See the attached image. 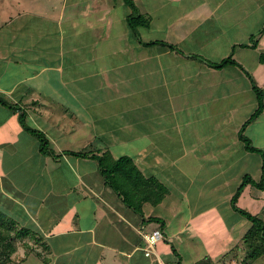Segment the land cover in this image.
Masks as SVG:
<instances>
[{"label": "crops", "instance_id": "crops-1", "mask_svg": "<svg viewBox=\"0 0 264 264\" xmlns=\"http://www.w3.org/2000/svg\"><path fill=\"white\" fill-rule=\"evenodd\" d=\"M66 1L60 0L51 10L41 9V5L32 8V5L31 11H25L29 14L35 12L39 14L38 18L41 16L40 19L51 21L54 25L51 31L44 28L39 33L29 32L23 23L13 26L16 13H12L15 11L12 8L0 15L6 18L0 20V93L10 95L12 102L24 109L44 108V103L48 102L39 100L42 97L38 91L43 79L42 83L38 79L46 70L54 71L56 77L51 81L52 88L58 89L63 85L71 95L69 102L62 106L64 113L73 115L71 122L75 121L69 134L73 137V144L79 139L83 147L61 151L62 143L57 144L55 136L45 132L51 146L59 153L57 157L42 154L39 148H35L33 138H29L31 147L34 146L33 150L29 149L31 152L27 147L24 150L23 145V149L2 151L0 162H5L3 157L7 156L15 163L24 161L27 165L17 164L22 172L32 165L31 170L37 171L45 191L42 186L36 188L31 182L28 185L23 183L21 188L15 182L16 172L5 171L2 164L0 205L3 207L0 208L16 218L15 214L21 216L22 222L28 216L34 217V214L44 211L40 213L44 222H34L42 232L49 234V243L59 261H68V264H116L111 259L121 260L123 264L225 263L217 255L218 250H211V246L203 254L206 257L210 255V262L202 258L200 241L195 245L191 240L196 236L193 229L188 228L191 226L190 214L186 216L180 211V216L177 212L168 218L164 211L154 214L152 206L148 205L146 210L143 207V218L124 205L105 184L97 165L91 173L82 171L78 176L87 192H78L70 197L73 183L69 182L67 174L73 170L71 164H81L80 161L87 156L74 155L69 151L94 147L96 151L108 149L112 152V147L132 145L131 156L145 175L157 177L168 188V193L159 203L161 207H170L165 203L166 197L172 193V187L176 188L175 184L183 191L179 197H185L176 199L189 208L201 205L200 194L206 191L203 186L208 183H211L210 191L215 194L227 188L231 189L229 193L225 190L227 195L236 192L240 184L238 180L228 181L235 175L236 158L240 160L242 173L238 168L237 172L244 177L245 163L249 164L260 151L248 147L240 138V131L243 122L259 105L258 101L247 105L243 99L244 90L254 88L253 77L260 86L264 85V62L260 59L264 52V0H135L139 12L151 19L149 26H139L136 34L128 22V14L121 24L113 14L122 0H71L73 7L84 6L80 11L81 17L70 15V9L65 12ZM80 18L88 23L80 22ZM65 20L70 27L66 41ZM243 31L246 32L244 37L241 36L243 33L240 35ZM257 33H261L258 39ZM254 37L258 40L256 47L250 46ZM142 40H163L176 48L160 43L146 45ZM231 54L242 66L227 64L215 67L210 63ZM60 55L62 58L58 59L57 65L53 64V57L59 58ZM250 65L263 75L259 78ZM123 66L124 73L118 71ZM51 74L45 77H54ZM18 88L20 92L16 93ZM238 93L242 98L236 103L234 97ZM254 93L256 95L255 90ZM38 111L41 116L45 111L48 114L47 110ZM12 113L15 115V111ZM262 114V117L260 114L254 119L256 123H248V127L250 124L253 126L245 129L244 133L252 145L264 151ZM208 120L213 127L207 125ZM258 121L261 123L257 124ZM5 122L6 117H1L0 143L7 141L9 144L11 137L5 138L1 131ZM86 123L92 130L86 129ZM81 127L84 128L82 134ZM20 156L25 158L20 159ZM60 156L63 157L61 160ZM195 163L197 171L203 169L207 176L201 180L199 188L193 189L197 182L194 178L197 177H183L191 176L187 172L188 165ZM52 164L53 168L49 166ZM174 170L181 171V178L174 174ZM28 177L23 175V179ZM176 179L178 183L174 182ZM248 186L254 188H249L248 192ZM15 190L18 193L13 195ZM246 193L259 200L264 199V189L253 184L245 186L240 195L243 200ZM88 196H94L90 203L93 216L86 222L83 205L78 204L85 203ZM208 204L219 206L214 202ZM225 204L229 206L226 195ZM228 212L219 219L220 224L226 220ZM150 216L162 218L164 224L145 220ZM178 218L181 222L171 223L172 219ZM151 222L157 225L150 227ZM168 225L178 228L169 229ZM154 229L162 231L163 239L158 241L151 255H146L143 233ZM185 231L184 238L194 245L190 254L182 252L173 240L177 233ZM228 235L229 230L225 238H230ZM215 238L219 240V237ZM167 241L176 246L178 254L170 250ZM233 261L232 264H236Z\"/></svg>", "mask_w": 264, "mask_h": 264}, {"label": "rangeland", "instance_id": "rangeland-1", "mask_svg": "<svg viewBox=\"0 0 264 264\" xmlns=\"http://www.w3.org/2000/svg\"><path fill=\"white\" fill-rule=\"evenodd\" d=\"M59 1L60 0H52V2L48 1V0H0V15L4 12V10L10 11L12 8V10H15L12 13H16L15 14L16 17H14V22L12 23L13 26H15L17 24L20 26L21 23H23L28 28L29 32L38 31V33H39V32H42V30L44 28H45V30L51 31L54 27V25L51 21L40 19L41 16H39V18H38L37 15H39V14H37L35 12L34 13L31 12L32 14H29V12H25V11L28 9H30V11H31L30 7L32 5H33L32 8L37 7V5H41V9L44 7V9H46V10L47 9L51 10L52 8H55V5ZM71 4H72L71 0L66 1V3L64 4L65 12H67L70 9L69 10L70 15L71 14H72V16L82 15L80 13V11H81V9L84 8V6L81 8L80 7H73ZM32 10H35V9H32ZM115 10L116 11H113V14H116V17L118 19L117 22L120 24H121V20L123 18H126L127 14H129L131 12L130 7L127 4H125L124 0H122L121 5L118 4L116 6ZM2 18L6 19L5 17H0V20ZM94 20L95 19H93V21ZM79 21L82 23L83 22L88 23L87 20L81 19V18L79 19ZM67 23L68 22L65 20V25H63L64 34H66L65 41H66V37L69 36L68 30H70L69 24H67ZM118 27H120V26H118ZM40 34H42V33H40ZM258 34L259 33L256 34L257 39L261 35V33H260V35H258ZM240 35L242 37H244L246 35V32L243 31L240 33ZM200 37H202V36H200ZM43 40L45 43H47L46 39L43 38ZM61 58H62L61 55L59 56V58L54 56L52 63L57 65L58 59H61ZM47 61H49V60H47ZM42 65H45V64H42ZM40 66H41V64H40ZM250 67H251L250 68L251 70L255 71V74L257 76H259V78L263 75V73H260L261 71L258 68H254L253 65H250ZM118 71H120V72L123 71L122 73H124V66L122 69L120 68ZM51 73L54 75V77L51 76L50 79H49V77H45L46 75L51 74ZM42 76L44 78L40 77L38 80H41V83H42V79H43V83L42 84L37 83V84L41 85V88L39 89L38 92L41 94L42 98H40L39 100L40 101L41 100L47 101L48 104L44 103V108L43 107L40 108L39 106H34L33 108H28V109L22 108V111H24V110L26 111L25 114L27 115V119H26L27 123L30 124L31 126L41 128L48 135L51 134L52 136H55V142H57V144H58V142L62 143V144H60V145H62V147H61L62 149L60 148L61 151L63 149H66V148H72V149L73 148L79 149L80 147L82 148L83 145H80V144H82V143H80V140L79 139L76 140L75 144H73V140H72L73 137L71 136V134H69V130L72 128L71 124L75 123V121L71 122V121H73V115L69 114V113L66 114L63 112L65 109H63L62 106H64L63 104L69 102V100L71 99V95L67 92V88H65L63 85H60V88H58V89L52 88L51 81H53V79L55 81V77H56L54 71L46 70L45 72L42 73ZM253 79H254V77H253ZM246 81H248V76L246 78ZM257 84L259 85L258 82H257ZM260 87L264 91V85H261ZM254 90H255L254 88L249 87V88L245 89L243 92V96H244L243 99L246 101L247 105H249V104L251 105L253 102L256 103V101H258L256 98V95L254 93ZM18 92H20L19 88L17 89L16 93H18ZM16 93H14V94H16ZM0 95L2 97H4V99L11 102L12 104L15 103V102H12V100L9 98L10 95L7 96L6 94H4L2 92L0 93ZM44 97H46V98H44ZM240 98H242L241 94L238 93L235 95L234 101L237 103L240 101ZM71 102H72V100H71ZM241 103L243 104V102H241ZM243 105H245V104H243ZM243 105H242V109H243ZM0 109H1L0 118L4 117V116L6 117V122L3 124L4 126L1 128L2 134H4L5 138H7V139H9V137H11V140H9V141H12L9 144H7V141L0 143V154L2 151L12 152L13 150H16L19 148L23 149L22 145L24 147V150H25V147H27L28 152H31L30 150L31 149L33 150L34 146L31 147V143H30L29 138H33L32 141L35 144V148L38 150V148H39V146H37V144L39 145L38 138L36 136L32 135L27 130H25L23 125L21 124V122L19 120V113L21 110L15 109L14 110L15 115H13L14 113H12V112H14V111L12 110V108H10V106L2 104L1 102H0ZM72 109H74V108L72 107ZM238 109H239V107H238ZM38 110H40V111L47 110L48 114L46 115L45 114L46 111H45L43 113L44 115L41 116V114L39 113ZM34 113L39 114L41 117H37L38 115H35ZM237 113H238V110H237ZM263 113H264V111H263ZM33 114L35 117L32 116ZM262 116H263V114L261 113V117ZM255 121L256 120L251 121V122H255ZM207 122H209V120ZM245 122L246 121L243 122V124L241 125V128L244 126ZM259 123H261V121H258L257 124H259ZM207 125L213 127V124L211 122L207 123ZM89 126H91V125H89V123H86L85 127H86V129H89V131H90L92 129L89 128ZM252 126H253V124H250L249 127H248V124H246L244 126V130L245 129L249 130ZM82 129H84V128L81 127L80 134H82ZM25 136L28 138L27 139L28 141L25 139L26 138ZM16 140H18L20 142H18V141L16 142ZM30 147H31V149H30ZM101 148H103V147H101ZM132 148H133L132 145L116 146V147H112V152L115 154L114 157H118V156L124 155V154H130L131 155V153H132L131 149ZM91 149H96V148L91 147ZM82 151H87V149H82ZM102 151H105V150L102 149L101 152ZM55 152H56V150H55ZM263 152L264 151L262 149L259 152L257 151L256 152V153H258V154H256L257 156L253 157L252 160L249 161V164L244 162L245 168L247 167L246 174L249 176H252L255 181H259L261 174H262L261 163L264 160ZM32 154H33V152H32ZM58 155H59V153H58ZM204 155H206V153ZM3 158L5 159V162H0V165L3 164V166H5V171H7L9 169L10 172H16V181L15 182H17L21 188H22V185L23 186H24V184L28 185V183L30 184V182H31L34 186H36V188L38 186H42V189L45 191V188H43V185H42V179L37 174V171L31 170L32 165L31 166L29 165L27 167L26 171L24 170L25 172H22L20 170L19 165H17V164L22 163V165L25 166V165H27L26 162L24 163V161H18V163H15V162H12L11 160L7 159L8 156L6 158L5 157H3ZM19 158L24 159L25 156H20ZM62 158L63 157L60 156V160ZM260 160H261V163L259 164ZM80 162H81V164L78 163V165L71 164L72 165L71 168L73 170L70 169L69 174H67L69 182L73 183V186L70 190L71 195L69 194L70 197L75 196L74 194H76L78 192H83V191L87 192L83 188V185L81 184L80 178L78 180V176L80 177L82 175V171H85L87 173H91L94 170V165L95 166L97 165L98 170H99L98 160L95 158L87 156V158L82 159ZM235 164L237 166V167L235 166L236 167L235 168L236 172H234L235 175H234V177H229L228 181L235 182V180H238L239 183H242L244 177L239 176L240 173L238 174V172H237V168L241 172L240 160L237 161V158H236ZM15 165H16V167H14ZM196 165H197L196 163L192 164V165H188L189 167H188L187 172L190 173L191 176L190 177L189 176L183 177V178H190V179L193 178V176L197 177V178H194L197 182L194 184L193 189L199 188L201 186L200 185L201 180L203 181V179L205 178L204 176H207L204 174L205 171H203V169H201V171L198 172L196 169L197 168ZM49 166H51L52 168L54 167L53 164L49 165ZM5 171H4V173H6ZM173 172L177 177L180 176V178H181V176H182L181 171L174 170ZM23 175H26V176L29 175V177L23 179ZM237 177L239 179H237ZM232 178H234V180ZM174 182L178 183V180L176 179ZM248 184L254 185L253 181L248 182ZM49 186L51 187V185H49ZM44 187H47V185H45ZM175 187L176 188L172 187V193L167 195V197H166L167 200L165 203L170 205V207H168V206H162L161 207V204H152L151 202H145L143 204L144 209L145 210L148 209V205H151L152 210L155 211L154 214H159L160 211H164L167 214L168 218H171V216L176 214L177 212L179 213V216H180V211L183 213H186V216L190 214L191 226H189L188 228L189 229L192 228L194 235L196 236V238H192L191 240H192V242H194L195 245L197 243H199V241H200L199 247H200V250L203 251L201 253V255H202L203 259H206L205 260L206 262H210V255L208 254V256L206 257L203 254H204V251H207L206 249H208V247L211 246L212 247L211 250H213V251L218 250L217 255L219 254L220 257L225 260V263H223V264H232L233 260H234L233 263H236V264H264V254H262L261 256L255 257V258L250 257L247 259V256L249 255V253L251 254V252H252V247L253 246L255 247L256 243H254V244L252 243V240L250 238L251 235L248 234L252 221L248 217H246L245 215L238 212L237 210L234 211V209L232 207V197H233L235 191L231 192L230 195H227V193H229V191L231 190L230 188L225 189L227 192L226 194L224 193L225 190L222 191V189H220L221 190L220 193L215 194L212 191H210L211 190L210 189L211 183H208V185L203 186V188L206 189V191L203 190L204 193L200 194L201 195L200 196V201H201L200 204L201 205L198 207L192 206L193 208L192 207L189 208L187 206V204H185L184 202L182 203L181 200H178V199H183L185 197L184 196H183V198L179 197L180 193H183V191L180 190L179 186L176 184H175ZM252 187L254 188V186H250V187L248 186L246 191L249 192V188L252 190ZM36 188H34V189H36ZM4 189L8 190L7 187H4ZM52 189H55V187H53ZM16 192H17V190L12 192V194L16 195ZM225 195H226L227 203L229 204V206L225 204ZM252 195H250V194L247 195V193H246L244 200L240 197L241 199L239 198L237 203L241 207L245 208L246 210L253 212L254 214L260 215L264 219V199L259 200V199L255 198L256 197L255 194H254L255 197H251ZM49 196H51V194ZM249 196H250V199H248ZM176 198H178V199H176ZM93 200H94V196L93 197L88 196L85 203L78 204V206L83 205L82 209L84 212H86L85 216L87 217L86 222H89L88 220H90L91 216H93V212H92L91 207H90V203L92 204ZM212 202H214L215 204L219 203V206H209L208 203L212 204ZM204 203H207V204H204ZM0 206L3 207V205H0ZM156 210H158V211H156ZM42 212H44V211H42ZM42 212H39L38 214H34L35 215L34 217L28 216V218L25 219L23 222H22L23 218L21 220V216L15 214V216H18L17 218L20 221L17 223L18 227L26 225V226L31 227L33 231L29 232L28 234H24L22 236L14 235L15 236L14 237L15 242L17 244V250L12 254L13 264H68V261H65V262L59 261L58 257H56V253L53 251L51 244L49 243L50 242L48 240L49 234L42 232L41 227H38V225L35 223L36 222L35 220H39L40 222H42V220L40 219V213H42ZM227 212H228V215H226V217L224 218L226 220L224 222H222V224H220L219 219L224 214H227ZM28 213H30V210L28 211ZM57 214H56V216H57ZM33 218H36V219H33ZM52 218L53 217L51 215V219ZM178 222H181V219L178 218V219H172L171 220V223H173V224L178 223ZM151 223L152 224H150V227H154L155 225H157V223H155V222H151ZM60 224L61 223H59V226H60ZM82 224L88 225L87 223H82ZM168 228L169 229H177L178 227L168 225ZM228 230H229L228 237H230V238H225L227 236ZM181 232L176 234L175 239L173 238L175 245L177 244L179 246V249H181L182 252L186 251V252H189V254H190L191 252H193L194 245L192 243L188 242L184 238L186 235V231L183 234ZM167 233L169 235L168 231H167ZM40 235H41V237H40ZM215 236L219 237L218 241H216ZM233 236H235V237H233ZM232 237H233V240H232ZM169 247H170V243H169ZM95 253H98V252H95ZM106 253L108 254V252H106ZM120 261L117 259H111V262L116 263V264H120ZM121 264H123V261H121Z\"/></svg>", "mask_w": 264, "mask_h": 264}, {"label": "trees", "instance_id": "trees-1", "mask_svg": "<svg viewBox=\"0 0 264 264\" xmlns=\"http://www.w3.org/2000/svg\"><path fill=\"white\" fill-rule=\"evenodd\" d=\"M124 2L131 9V12L128 14V22L135 34L139 26H149L151 19L148 16H145L139 12V8L135 0H124ZM263 31L264 27L262 28V32ZM142 42L146 45H154L160 43L166 44L172 48H176L174 44L168 43L163 40H142ZM257 43L258 40L255 39L251 46L256 47ZM260 59L262 62H264V52L260 54ZM210 63L215 67H223L227 64L241 65V63H239L232 56V54L222 59L221 61ZM253 87L255 89L259 105L257 109L253 112L251 117L246 120L244 126L253 121L264 111V91L254 81V79ZM0 102L4 105L10 106L12 110H21L19 113V120L25 130H27L32 135L38 138L39 151L42 154L50 155L53 157L58 156V154L55 152V149L51 146L50 140L46 135L45 131L39 127H34L27 123V115L25 114L26 111H22V107L18 106L16 103L12 104L8 100L4 99V97H2L1 95ZM244 126L241 128L240 138L243 139L245 141V144L252 150H261L259 147H256L251 144L250 138L244 133ZM69 153L78 156H89L97 159L99 164V170L104 178L105 184L117 194L120 201L124 205H126L136 213H139L141 216H143V218V204L145 202L159 204L163 201L166 194L168 193L167 186L163 182H161L157 177L145 175V173L139 167L135 159L129 154L114 157L112 152L108 149L102 152L96 151L94 149H88L87 151L72 150L69 151ZM261 168L262 174L260 180L255 181L252 176H249L247 174L244 175L243 182L240 183L232 197V205L234 209L240 212L241 214L245 215L252 221L248 234L251 235L250 238L252 240V243H256V246L252 247V252L251 254L249 253L247 259L250 257L255 258L264 254V219L260 215L254 214L253 212H250L245 208L240 207L237 201L248 182L253 181L254 185L257 188L262 190L264 189V160L262 162ZM145 220H154L164 224V220L157 216H150L145 218ZM18 222H20L18 218L11 216L5 210L0 208V264H13L12 254L17 250V244L15 242L14 235L22 236L33 231L31 227L26 225L18 227ZM167 243H170V250L178 254L176 246L170 241H167Z\"/></svg>", "mask_w": 264, "mask_h": 264}, {"label": "built area", "instance_id": "built-area-1", "mask_svg": "<svg viewBox=\"0 0 264 264\" xmlns=\"http://www.w3.org/2000/svg\"><path fill=\"white\" fill-rule=\"evenodd\" d=\"M143 236L146 241L145 254L151 255L158 241L163 238V233L160 229H154L152 231L144 232Z\"/></svg>", "mask_w": 264, "mask_h": 264}]
</instances>
